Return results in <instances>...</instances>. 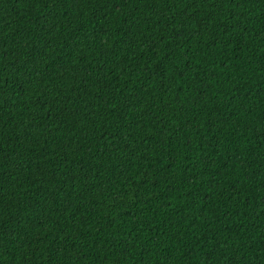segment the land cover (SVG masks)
<instances>
[{
  "label": "trees",
  "instance_id": "1",
  "mask_svg": "<svg viewBox=\"0 0 264 264\" xmlns=\"http://www.w3.org/2000/svg\"><path fill=\"white\" fill-rule=\"evenodd\" d=\"M0 264H264V0H0Z\"/></svg>",
  "mask_w": 264,
  "mask_h": 264
}]
</instances>
